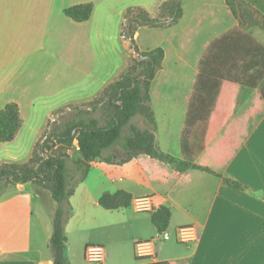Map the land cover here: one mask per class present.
I'll list each match as a JSON object with an SVG mask.
<instances>
[{"label":"crops","instance_id":"0c3cea01","mask_svg":"<svg viewBox=\"0 0 264 264\" xmlns=\"http://www.w3.org/2000/svg\"><path fill=\"white\" fill-rule=\"evenodd\" d=\"M164 1L77 0L70 6L91 2V15L82 22L64 15L60 26L69 31L70 38L78 46L94 47L105 40H116L117 35L102 33L112 25L114 13L118 15L119 24L117 27L112 25L111 30L114 28L120 33L129 9L140 8L156 17L159 5ZM243 1L259 12L257 24L250 25L236 18L225 0H181L182 14L178 20L165 26H141V48L136 45L140 51L155 47L164 51L163 60L149 84V105L155 123L156 146L174 160L182 159L181 133L197 77L200 76L203 82L198 91H235L229 107L231 114L195 158V163L237 180L242 189L230 188L222 177L205 171L187 169L179 172L174 163L144 154L122 164L96 159L69 198L72 214L76 216L74 221L69 219L65 225L67 257L71 264H97L83 257L84 248L90 243L110 247L114 258L109 264L147 262L150 260L137 259L134 241L151 239L158 247L156 261L170 264H264V112L261 113L264 104L254 98L259 85L249 88L218 76L214 78L217 81L210 78L211 73H240L238 65L235 66L240 63L237 58L240 53L250 50L248 58L254 59L257 51L250 41L234 34L220 43V55L205 59L200 70L201 58L211 42L231 30L249 33L264 48V0ZM53 2L48 0L44 16L40 11L42 5L35 7L38 0H0V91H10V81L15 79L18 65L31 57L37 39L58 24L50 17ZM98 7L105 11L100 26L93 24ZM64 8L60 10L63 12ZM138 38L139 31L135 30L132 39L137 41ZM124 44L129 47L128 43ZM235 45L238 46L237 57L224 55L236 50L229 49ZM130 57L125 63L124 59L119 62L115 71L113 69L101 80V84H89V91H92L89 95L74 96L68 105L90 100L98 91L119 79L126 71ZM11 101L19 104L8 95L1 97L0 108ZM22 125L21 120L12 141L0 143V164L18 159V151L11 152L9 144L16 140ZM250 125L251 130L239 140L237 128ZM228 130L230 137L222 145V136ZM117 190L130 193L132 200L128 207L107 210L98 204L102 193ZM145 196L151 200L152 211L161 205L170 208L167 228L170 236L164 241H156L158 232L151 222V211H137L133 206L136 198ZM55 206L47 189L30 182L16 183L0 195V264H52L48 241L52 230L51 212ZM109 212H122L116 217L117 223H129L138 232V236L132 237V257L117 230L110 227ZM188 224L199 228L200 237L194 243H179L176 230Z\"/></svg>","mask_w":264,"mask_h":264},{"label":"trees","instance_id":"16d2710c","mask_svg":"<svg viewBox=\"0 0 264 264\" xmlns=\"http://www.w3.org/2000/svg\"><path fill=\"white\" fill-rule=\"evenodd\" d=\"M225 2L233 15L243 23L248 22L251 25L259 22V18H256L259 17V12L243 0H225ZM92 9L93 4L91 2H84L65 7L63 13L75 22H82L89 18ZM138 10V12L129 14L122 26L121 34L126 39L130 38V41H132L131 35L133 36L138 25L165 26L176 22L182 14L181 0L162 2L156 17L150 16L143 9L139 8ZM262 20L264 21V17ZM234 34L241 35L242 39L250 41L254 45L257 55L254 56V59L248 58L250 50H246L237 57L238 46L229 47V49L236 50H230L224 55L234 54L240 59V63L235 65H238L240 73L228 75L211 73L210 78L217 81L214 78L218 76L227 82L238 83L249 88L259 85V91L256 92L254 98L256 102L260 99L264 104V48L249 33L231 30L212 41L201 58L200 70L202 71L205 59L216 58L220 55V43ZM131 45L133 51L138 55L137 73L133 75L130 70H127L108 87L107 98L100 108L103 123L101 124L89 110L75 109L68 115L62 116L65 118L64 120L53 123L48 136L40 145L42 150L45 147L51 149L57 143L63 146L69 145L76 138L80 157L73 162L74 169L79 172L74 183L69 181L67 158L47 153V151H45V158L35 168L18 166L14 163L0 164V183L4 182L0 195L16 183L30 182L47 189L55 201L56 206L51 212L52 230L48 241L52 264H71L67 257V237L65 234V224L72 213L69 198L73 194L76 184L85 178L91 163L96 158L105 162L122 164L131 158L144 154L152 159L174 163V168L179 172L187 169L205 171L214 176L222 177L223 182L230 188L242 189V185L237 180L231 177H223L213 169L195 163V158L215 137L231 114L229 107L233 91H198L203 82L200 76L197 77L181 133L182 159L174 160L159 151L156 146L155 123L149 105V84L163 60L164 51L161 47L139 51L133 42ZM250 70L253 71L250 72ZM214 85L219 87L218 84ZM263 112L264 105L261 108V113ZM136 115L142 116L148 127L138 128L129 124L130 134L124 139L119 155H115L113 152H110L112 154L106 153L121 139L124 125L128 124ZM20 126L21 118L17 103L13 101L6 103L0 108V143L12 141ZM250 130L251 125L246 128H237V138L242 140ZM131 200L130 193L117 190L112 193H102L98 199V204L104 209L114 210L128 207ZM170 214V208L167 205H161L150 212L151 222L158 233L167 230ZM137 264L170 263L167 261H147Z\"/></svg>","mask_w":264,"mask_h":264},{"label":"rangeland","instance_id":"374dc122","mask_svg":"<svg viewBox=\"0 0 264 264\" xmlns=\"http://www.w3.org/2000/svg\"><path fill=\"white\" fill-rule=\"evenodd\" d=\"M73 1L77 0H54L50 5V17L51 20L55 18L58 24L50 27L48 32H44L37 39L30 54L31 57H28L25 61L23 60L24 63L18 65L14 73L15 79H11L10 81L12 84L9 89L10 91H0V98H5V95H8L19 103L17 105L18 107L20 106V114L22 117L21 120L23 125L20 129V134L14 142L9 144L12 150L11 152L18 151V159L13 163L18 166L35 168L38 163L45 158V151H47V153L66 157L70 183H74L79 176V172L74 169L75 166L73 164V162L80 157L78 144L75 143L76 138H74L69 145L63 146L57 143L51 149L45 147L44 150H42L40 149V145H42L43 140L48 136L53 123H57L58 120H64L65 118L62 116L68 115L75 109L89 110L102 124L103 116H101L100 108L107 98L108 87L112 83L98 91L90 100L77 105H68L67 102L72 97H77V95H89L92 91H89L90 87L88 85L91 84L92 86L93 83H96L95 86H97L101 84V80L106 78L107 75H110L114 67L116 69V65L119 62L123 59V63L128 61L127 58L129 55L131 57L126 71L130 70L132 74L135 75L138 70V55L133 51L131 42L141 48V25L136 27V30L139 31L138 40L134 41V39H132V41H130V38L126 39L121 34L122 27L120 33H118L117 30L115 31L114 28L111 30L112 25L117 27L119 24V19H117L118 15H115V13L114 16H112V20L114 19L113 23L106 31L99 28L101 32L103 31L102 33L104 35H117L115 41L105 40L101 43H97L94 47H87L84 45L78 46V44L70 38L71 35L69 31L60 26L62 19H64V14L60 9L70 6V3ZM95 2H99V0H95ZM41 5L42 9H40V11L42 10L45 16V11L48 8V0H38V6L36 5L35 7L40 8ZM138 9L139 8L129 10L126 17L133 12H138ZM247 10L250 11L249 9ZM104 14V9L98 7L96 19L93 24L100 26L101 22L105 19ZM106 16L109 17L107 13ZM253 16L256 17L255 14H253ZM124 42L128 43L129 47H126ZM79 82H81L80 85L77 84ZM233 92L235 94V91ZM129 124L138 128L148 127L142 116H134L128 124L124 125L121 139L106 153L113 152V154L119 155L124 139L130 134ZM229 130L222 136V145H224L230 137L231 133ZM3 186L4 182H1L0 190ZM121 213L122 212H114L111 214L109 212L107 214L108 221L111 220L112 226L110 225V227H112L113 230H117L116 232L119 238L129 250V256L132 257V253H130V249H133L132 237L138 236V232L132 229L129 223H117L116 217H119ZM69 219L72 222L76 219V216L71 213L66 223ZM117 225H121V227L117 228ZM84 234L87 233L84 232ZM94 235L96 234L94 233ZM151 240L153 241L154 239ZM156 241L160 242L164 240L159 241L156 239ZM94 244H99L105 248L108 252L105 261L106 264H109L114 258V254L111 252L110 247L100 243ZM155 259L151 261H156Z\"/></svg>","mask_w":264,"mask_h":264},{"label":"built area","instance_id":"2783aa9c","mask_svg":"<svg viewBox=\"0 0 264 264\" xmlns=\"http://www.w3.org/2000/svg\"><path fill=\"white\" fill-rule=\"evenodd\" d=\"M75 143L76 140H75ZM133 206L137 211H152V203L148 196L139 197L134 200ZM176 238L179 242L188 244L196 242L200 237V230L195 224L180 226L176 230ZM170 232L165 230L158 233V240H166L169 238ZM134 250L136 257L139 259L154 260L158 248L152 240H136L134 241ZM84 258L93 263L102 264L105 262L108 252L99 244H88L84 248Z\"/></svg>","mask_w":264,"mask_h":264},{"label":"water","instance_id":"95a60500","mask_svg":"<svg viewBox=\"0 0 264 264\" xmlns=\"http://www.w3.org/2000/svg\"><path fill=\"white\" fill-rule=\"evenodd\" d=\"M96 159H98V158H96Z\"/></svg>","mask_w":264,"mask_h":264}]
</instances>
